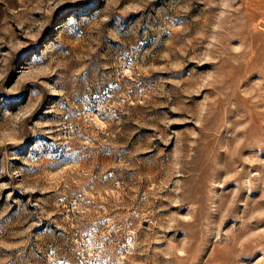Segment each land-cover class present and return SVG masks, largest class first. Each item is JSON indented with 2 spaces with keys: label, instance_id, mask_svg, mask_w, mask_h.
<instances>
[{
  "label": "rangeland",
  "instance_id": "374dc122",
  "mask_svg": "<svg viewBox=\"0 0 264 264\" xmlns=\"http://www.w3.org/2000/svg\"><path fill=\"white\" fill-rule=\"evenodd\" d=\"M0 264H264V0H0Z\"/></svg>",
  "mask_w": 264,
  "mask_h": 264
}]
</instances>
